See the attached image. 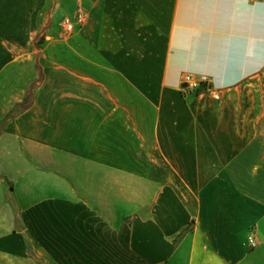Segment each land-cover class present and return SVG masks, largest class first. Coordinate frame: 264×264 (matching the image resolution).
Here are the masks:
<instances>
[{"label": "crops", "instance_id": "crops-1", "mask_svg": "<svg viewBox=\"0 0 264 264\" xmlns=\"http://www.w3.org/2000/svg\"><path fill=\"white\" fill-rule=\"evenodd\" d=\"M77 9L57 105L50 79L0 102V264H264V122L179 90L264 70V0H0L41 26Z\"/></svg>", "mask_w": 264, "mask_h": 264}, {"label": "rangeland", "instance_id": "rangeland-1", "mask_svg": "<svg viewBox=\"0 0 264 264\" xmlns=\"http://www.w3.org/2000/svg\"><path fill=\"white\" fill-rule=\"evenodd\" d=\"M35 1V0H34ZM34 10L40 3H33ZM52 7L49 4L48 10ZM35 15V13H34ZM59 15L46 18L43 26L35 16L29 18L0 17V102L9 104L18 98L23 90L22 98L7 118L18 115L29 107L34 100L38 87L50 79L48 92L50 106L57 105L56 95V44L63 37ZM66 36V35H64ZM68 39V36H66ZM67 41V40H66ZM52 47L50 58L48 48ZM15 60L13 63H8ZM214 102L219 103L224 97L230 96V102L237 107L249 104L258 114L259 122H264V70L249 79L248 82L230 89L228 92L211 86L209 91H203ZM246 102V103H245ZM5 121V120H4ZM1 122L0 127L4 125Z\"/></svg>", "mask_w": 264, "mask_h": 264}, {"label": "built area", "instance_id": "built-area-1", "mask_svg": "<svg viewBox=\"0 0 264 264\" xmlns=\"http://www.w3.org/2000/svg\"><path fill=\"white\" fill-rule=\"evenodd\" d=\"M84 19L85 13L81 9H77L74 18L63 17L59 22L62 34L69 36L74 31L76 26H79L82 22H84ZM210 88L211 86L205 81V79H198L191 74H185L182 77V83L179 90L184 97H188L190 95L202 93L205 90L209 91ZM246 243L247 248L250 250L256 248L258 245L252 229L248 232Z\"/></svg>", "mask_w": 264, "mask_h": 264}]
</instances>
